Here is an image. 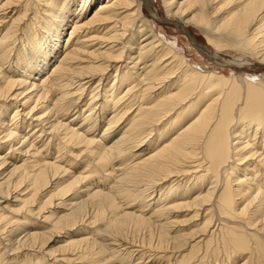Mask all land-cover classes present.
<instances>
[{
    "label": "bare ground",
    "instance_id": "bare-ground-1",
    "mask_svg": "<svg viewBox=\"0 0 264 264\" xmlns=\"http://www.w3.org/2000/svg\"><path fill=\"white\" fill-rule=\"evenodd\" d=\"M161 1L237 74L140 0H0V264H264V0Z\"/></svg>",
    "mask_w": 264,
    "mask_h": 264
},
{
    "label": "rangeland",
    "instance_id": "rangeland-1",
    "mask_svg": "<svg viewBox=\"0 0 264 264\" xmlns=\"http://www.w3.org/2000/svg\"><path fill=\"white\" fill-rule=\"evenodd\" d=\"M140 1L142 3L144 14L147 17L154 19L158 31L165 36L167 43H173L179 51L183 52L192 66H206L205 68L223 66L227 75L237 74L235 68L232 69L229 67L231 64L229 65L228 63L227 65L221 61H212L211 52H215L212 48L213 46L208 43L203 34L201 35V32L197 27L193 26L192 28H189V31H186L183 27L175 23V20L168 18L165 13L164 4H162L163 2L161 0ZM229 58H231V56ZM225 65L227 66L225 67ZM249 73L264 75V69L259 65H250Z\"/></svg>",
    "mask_w": 264,
    "mask_h": 264
}]
</instances>
